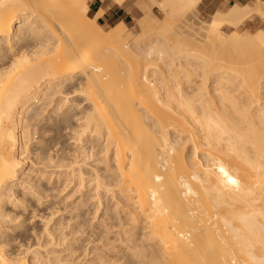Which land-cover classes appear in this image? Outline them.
Masks as SVG:
<instances>
[{
    "label": "bare ground",
    "instance_id": "bare-ground-1",
    "mask_svg": "<svg viewBox=\"0 0 264 264\" xmlns=\"http://www.w3.org/2000/svg\"><path fill=\"white\" fill-rule=\"evenodd\" d=\"M165 2L162 23L139 22L129 37L122 22L105 30L87 0H0V218L20 187L41 196L29 171L20 178L21 156L37 126L58 119L104 143L106 164L87 171L65 132L56 161L50 141L35 146L42 164L71 159L80 181L88 173L115 198L89 264H264V32L237 31L246 4L193 24L200 0ZM2 230L0 264H28ZM38 243L37 259L81 263Z\"/></svg>",
    "mask_w": 264,
    "mask_h": 264
},
{
    "label": "rangeland",
    "instance_id": "rangeland-1",
    "mask_svg": "<svg viewBox=\"0 0 264 264\" xmlns=\"http://www.w3.org/2000/svg\"><path fill=\"white\" fill-rule=\"evenodd\" d=\"M223 1L224 6L222 8L209 9L204 8L203 4H201V2L203 1L200 0L198 5L195 7V14H193L195 16L191 17V22L193 23L194 20L192 19H195L199 23H208L214 14H224L230 10L231 6L235 5L236 3H241L251 6L252 8H254L253 11H255H252L249 14L248 18L238 26L237 31L242 34L264 32V21L258 16L257 10L260 3L263 4L262 7H264V0ZM256 2L257 4H259L257 5ZM167 4H169V2H167ZM255 4L257 5V8H255ZM162 5L165 10L162 8ZM164 5H166L165 0H130V7L128 8V11L130 12L131 16L127 20V24L130 28L129 37H133L136 34L138 30L137 23L139 22L154 20L159 24L162 23V21L167 18L166 14L169 13L167 11L168 9L166 8V6L168 5H166L165 7ZM89 14L90 16L92 15L91 12ZM167 16H169V14H167ZM173 18L174 20H178V18L176 17ZM194 23L197 24L196 21H194ZM109 27L110 26H104V29L107 30ZM230 29L231 28L226 25L222 27V30L225 33H229ZM59 124L60 122L58 119L51 120V122L42 121L37 126V130L35 131V133H33L34 136L32 135L34 140L32 141V136L30 137V148L29 145L27 146L28 152L26 151L25 153H23L25 155L21 156H24L25 159L23 164L24 168L20 172V178H22L24 171L25 173L29 171L33 180H38V184L42 186L38 188V191L39 189L43 188L46 192L41 189L43 190V195L40 193L41 196L39 195V197V193L34 194L31 192L30 194L29 191V193L25 192L27 189L22 190V187H20L17 194H19V192H22V195H18V199H21H17L18 201L16 199H7L3 203L4 205L1 208L5 212V215L9 216L6 217L2 212L5 217L3 219L0 218V231L2 229V232L5 231L3 232V235L6 232L7 235H13V238L11 236L9 237V239L12 238L11 240H9L7 237L4 238L6 240L8 239L9 241L7 248L12 252L19 253L20 256H25L27 258L28 264H52V262L45 257L46 255L43 251H41L42 254L44 253L45 255H41L43 258L38 255L41 252H39L38 254L35 253L38 256L37 259L36 255H34V252L31 251V248L33 246H30L32 243L35 244L39 242L40 244H45L46 247H50L51 249H55L56 247L57 250L66 248L69 250V252L72 251L73 259L76 258V261L80 260L81 263L78 264H89L93 263V258L95 260V258H98V256L102 253L101 251L103 249V245L108 239V236H106L105 238H103L104 240L101 241L100 236L102 235L104 228H106L104 227L103 222H105L106 220L108 221L109 219L108 215H105L106 217L103 216L105 213H107L106 210H108L111 203H113L115 200V198L112 199V193L106 192V190H100L101 192H96L95 182H92V179L88 173L84 174V179L80 181V178H78L80 177V174L77 171L78 168H75L77 169L76 172L72 171L78 164L76 163V165H74L75 163H73L72 165H70L71 163L69 162V160L71 159L67 160V163H65L63 166L56 164L57 162H54L56 161L57 156L60 154V151L58 150H61L60 148L61 146H63L62 140H65L66 138L68 139L67 143L70 142L68 143L69 149L67 148V151L71 149L68 154L70 153L69 155L71 156V151L77 148L73 151V157H71L79 160V164L84 165L85 171L91 169L94 166L103 167L106 164V161L104 160L106 156L104 154L105 152L101 150L103 149L104 143L102 142V140L98 141L96 139V136L89 133L84 134L81 141L77 140L76 136L72 134L73 130H71L70 128L72 122L65 124V126H61L62 128L60 127V129H58V127L62 125V123L60 125ZM58 131L59 133L65 132L64 136L66 137L64 139H60L62 141L61 143L57 142L59 141V138L55 139L58 135ZM69 131L71 132V135H69ZM53 138L55 140H53ZM74 139H76L77 141L75 140L74 142ZM46 140L47 142L50 141L48 142L50 143V146L48 147L51 151L49 152L48 149L49 154H47L49 156H52L54 161L53 163H50H52L53 166L50 163H45L44 165V160L42 164V159H40V156L42 155L40 154L41 148H39L40 150H38L37 148L40 147V145L42 146L43 144H45ZM31 141L33 144L31 143ZM35 146H37V151H35ZM37 153L40 156H37ZM55 164L61 167L55 168ZM20 178L17 181L15 180V182H19L21 180ZM39 180L41 183H39ZM78 205L81 207H79ZM74 207L77 208L75 209ZM77 209H79L80 212ZM93 217H95V219ZM5 218L6 221L4 220ZM102 218L103 220H101ZM107 221L105 222V224L107 223ZM46 227L47 230H45ZM0 235L2 236V233ZM0 239H3V237H0ZM80 258L83 259L81 260Z\"/></svg>",
    "mask_w": 264,
    "mask_h": 264
},
{
    "label": "crops",
    "instance_id": "crops-1",
    "mask_svg": "<svg viewBox=\"0 0 264 264\" xmlns=\"http://www.w3.org/2000/svg\"><path fill=\"white\" fill-rule=\"evenodd\" d=\"M204 8H222L224 6L223 0H202ZM89 6V13L92 16L99 14L98 22L102 26H112L116 23L122 22L126 25L130 18V0H87ZM207 4V5H206ZM137 21V20H136ZM130 29V28H129Z\"/></svg>",
    "mask_w": 264,
    "mask_h": 264
}]
</instances>
